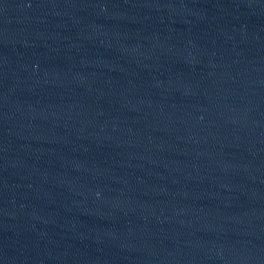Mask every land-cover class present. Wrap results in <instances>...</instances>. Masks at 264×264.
<instances>
[{
    "label": "water",
    "instance_id": "95a60500",
    "mask_svg": "<svg viewBox=\"0 0 264 264\" xmlns=\"http://www.w3.org/2000/svg\"><path fill=\"white\" fill-rule=\"evenodd\" d=\"M0 264H264V0H0Z\"/></svg>",
    "mask_w": 264,
    "mask_h": 264
}]
</instances>
